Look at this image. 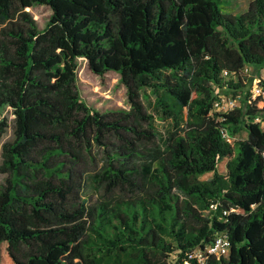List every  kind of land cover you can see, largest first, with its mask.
I'll return each mask as SVG.
<instances>
[{"label": "trees", "instance_id": "trees-1", "mask_svg": "<svg viewBox=\"0 0 264 264\" xmlns=\"http://www.w3.org/2000/svg\"><path fill=\"white\" fill-rule=\"evenodd\" d=\"M231 1L0 0V264H197L217 235L208 264H264V0ZM78 58L129 108L83 101Z\"/></svg>", "mask_w": 264, "mask_h": 264}, {"label": "rangeland", "instance_id": "rangeland-1", "mask_svg": "<svg viewBox=\"0 0 264 264\" xmlns=\"http://www.w3.org/2000/svg\"><path fill=\"white\" fill-rule=\"evenodd\" d=\"M249 2L250 0H232L228 5L227 10L232 13L241 12L247 7ZM27 10L35 19L38 28H44L51 13L50 8L47 5H34L30 8H27ZM247 76L251 79L250 93H253L259 80L261 81V78H264V69H261L260 71L256 69H250ZM77 85L81 99L91 107L101 111L113 108H129L125 87L120 83L119 74L116 72L108 71L102 75H97L88 69L86 61L83 58H78ZM243 97L244 96H239L238 99L235 100L237 106L240 107L242 105L241 102ZM252 97H254V94H252ZM218 98L222 104L220 107L215 108V110L219 112L225 111L230 106L228 101H232L230 94H226L225 92L221 91L219 92ZM143 101L147 109L155 116V125L157 130L163 133L164 129L169 126V121L158 118L157 113L152 108V102L149 103L146 97L143 98ZM258 106H264L263 98L258 101ZM246 135V130L241 129L232 137L231 142L237 139H244ZM9 136L10 131L1 139L0 153L3 141ZM225 169L226 160H223L219 163L218 170L220 172H224ZM210 176L211 173H205L200 178L205 180ZM2 178L3 175L0 173V181Z\"/></svg>", "mask_w": 264, "mask_h": 264}, {"label": "built area", "instance_id": "built-area-1", "mask_svg": "<svg viewBox=\"0 0 264 264\" xmlns=\"http://www.w3.org/2000/svg\"><path fill=\"white\" fill-rule=\"evenodd\" d=\"M249 70H250L249 68L244 69V71L247 74ZM223 74L228 75V73L225 71L223 72ZM259 83H260V80L257 83V86L255 87V91L253 92L252 90L253 93H250L251 99H254L255 97H257L262 91V87ZM252 94H254V97H252ZM230 97L232 99V101L230 100L228 101L230 103V106L225 111H222V112H226L228 110L239 107L235 103V100L238 99L239 96L230 95ZM221 104H222L221 101L217 97L213 102V110L216 111L215 108L220 107ZM216 112H219V111H216ZM255 121L261 122V119L259 117H256ZM214 207H215L214 205H211V208H214ZM230 246H231L230 240L226 236L217 235L213 239V241L210 244H208L204 249H195L191 256L195 258L197 264H208L211 258L219 259V258L228 256L229 251H230Z\"/></svg>", "mask_w": 264, "mask_h": 264}]
</instances>
